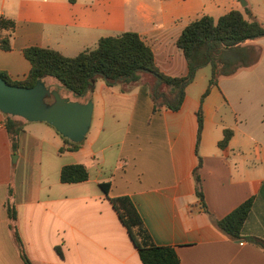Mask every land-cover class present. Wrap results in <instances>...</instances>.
I'll return each instance as SVG.
<instances>
[{"label": "crops", "instance_id": "crops-1", "mask_svg": "<svg viewBox=\"0 0 264 264\" xmlns=\"http://www.w3.org/2000/svg\"><path fill=\"white\" fill-rule=\"evenodd\" d=\"M243 2L0 0V17L15 23L11 50H0V72L22 80L30 69L26 47L69 57L101 37L130 31L151 48L160 72L184 76L175 41L189 22L237 10L264 26V0ZM242 46L259 49L257 62L219 77L201 104L207 85L191 90L192 81L177 111L152 112L146 78L126 91L97 79L85 96L93 128L75 151L59 152L67 145L47 123L24 120L13 151L0 112V264H23L11 223L32 264H141L106 198L120 196L134 205L151 243L172 247L180 264H264L261 246L227 237L212 221L253 198L242 234L264 243V38ZM226 129L232 135L221 149ZM198 161L203 204L192 176ZM70 164L84 165L87 179L62 183L60 170ZM101 183L109 185L106 194Z\"/></svg>", "mask_w": 264, "mask_h": 264}, {"label": "trees", "instance_id": "trees-1", "mask_svg": "<svg viewBox=\"0 0 264 264\" xmlns=\"http://www.w3.org/2000/svg\"><path fill=\"white\" fill-rule=\"evenodd\" d=\"M239 1V0H237ZM15 23L11 19L0 17V50H11V37ZM264 38V26L257 21H247L241 12L231 10L216 20L203 15L189 22L175 41V46L181 51L187 66L184 76H168L160 72L155 64L151 48L135 32H122L116 35L101 37L95 46L86 48L75 56L68 57L59 52L37 46L22 50L23 57L30 69L22 80H12L6 73L0 72V77L10 85L32 87L41 79L46 87L58 92L59 86L47 84L43 80L52 78L62 88L70 91L74 97L86 102V93L93 88L97 79H102L108 87L120 86L126 91L133 85L147 80V95L152 104V112L180 109L185 98V89L193 81L196 72L208 66L210 76L207 86L200 97L209 93L221 76L234 74L241 68L250 67L259 58L260 51L254 47H244L245 41ZM196 144L202 128V111L199 106L197 113ZM4 125L9 134L11 148L14 151L17 137L23 128L21 118L4 115ZM232 131L224 130L218 147L224 149L231 138ZM67 145L65 150L75 151L81 143H72L60 136ZM198 161L192 171L195 184V194L201 204L203 197L200 188ZM88 177L87 169L82 164H70L61 168L59 180L62 183H78ZM108 183H101L100 188L106 194ZM115 210L119 221L125 228L141 264H180L174 249L169 246H155L143 228L141 219L126 196L106 197ZM253 198H248L221 219H212L213 224L227 237L234 240H247L264 249V243L255 237H244L243 225L248 217ZM6 210L9 220L15 219V211L7 202ZM207 212V211H206ZM13 240L17 246L23 264H32L27 258L22 241L12 223L9 225Z\"/></svg>", "mask_w": 264, "mask_h": 264}, {"label": "water", "instance_id": "water-1", "mask_svg": "<svg viewBox=\"0 0 264 264\" xmlns=\"http://www.w3.org/2000/svg\"><path fill=\"white\" fill-rule=\"evenodd\" d=\"M244 6L243 0H239ZM93 105L69 101L56 90L46 87L41 79L32 87L7 84L0 77V112L3 115L21 118L26 122H44L60 136L72 143H81L87 134Z\"/></svg>", "mask_w": 264, "mask_h": 264}, {"label": "rangeland", "instance_id": "rangeland-1", "mask_svg": "<svg viewBox=\"0 0 264 264\" xmlns=\"http://www.w3.org/2000/svg\"><path fill=\"white\" fill-rule=\"evenodd\" d=\"M71 56H74V54H73V55H69V57H71ZM209 76H210V68H209L208 66L199 69V70L196 72V74H195V77H194L193 82H192V84H191V86H190V89H191V90H192V89L195 90V89H197V88H199V87H200V88H205V86L207 85V82H208ZM43 81L46 82L47 84H54V86H55V85L59 86V88H58V93H59V95H60L62 98H65V99H67V100H69V101H79V102H82V99L77 98V97H74V95H73L70 91H68V90H66V89H64V88H62V87H61L59 84H57V82H55V80H53L52 78H45ZM92 128H93V127L90 128L88 134L86 135V138L89 137V135H90V133H91V131H92Z\"/></svg>", "mask_w": 264, "mask_h": 264}]
</instances>
